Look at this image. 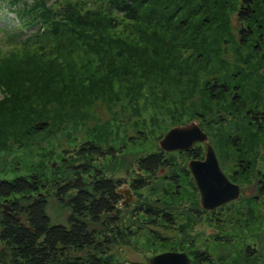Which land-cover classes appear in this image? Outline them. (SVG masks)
<instances>
[{
  "label": "rangeland",
  "instance_id": "1",
  "mask_svg": "<svg viewBox=\"0 0 264 264\" xmlns=\"http://www.w3.org/2000/svg\"><path fill=\"white\" fill-rule=\"evenodd\" d=\"M224 2L225 32L220 34L214 24L222 18L218 12L214 20L209 19L210 26L200 25L197 36L204 46L199 56L195 55L198 48L192 47L193 42L187 39L193 35L191 28L184 23L178 25V16H174L171 23H167L165 17L160 22L147 10H143L137 20L119 19L116 27L109 26L108 22L98 27L100 34L105 33L107 38L114 37L119 44H124L121 48L112 45L107 55L105 51L98 53L91 43L77 40L70 46L66 42L64 48L52 54L61 62L70 63V67L63 71V80L67 81L68 76L77 80L88 74L100 77L111 73L112 79L111 75H105L111 88L104 97H97L90 104L83 97L84 103L75 110L70 106L66 112L68 116H61L63 120L48 131L27 132L0 145V175L31 170L48 175L63 168L62 149L93 138L123 147L120 154L101 162L108 175L126 178L131 174L134 159L144 150L159 148L158 141L169 128L198 123L196 111L205 113L208 122H204V128L208 141L221 169L240 186L239 197L214 208L219 218L210 222L207 214L202 212V216H197L190 210V204L195 200L200 207L193 178H182L177 187L179 192H176L174 186L161 176L163 170H160L158 177L141 190L142 196L152 201L158 199L179 210L177 224L187 235L161 228L163 235L172 238V242L164 245L143 232L134 237L131 244L111 248L116 259L114 264L148 263L152 255L174 247H182L181 251H185L192 261L188 244L208 249L215 264H264V204L257 191L259 174L264 172V124L258 131L250 122L248 124L250 113L264 114V13H255V20L251 23L255 34L240 43L239 0ZM201 16L202 12L195 15L193 23H198ZM7 21H15L13 11L3 6L0 24ZM162 22L166 23L160 25ZM132 43L137 44L140 53H137V59L131 58L126 50ZM51 46L56 48L58 43L45 44L46 48ZM28 49L32 48L13 46L3 48V52L20 55ZM109 61L113 62L111 66H108ZM205 80L226 83L227 91L212 94L210 99L206 96L209 91L203 89ZM184 84H191L190 92H180ZM79 94L70 97L69 103ZM6 95V90L0 87V99ZM110 95L115 99H110ZM65 109L66 105L59 112ZM53 114L48 112L50 117ZM181 151L174 154L173 161L187 164L190 158L181 155ZM122 187H126L125 184ZM130 199L129 203L120 205L123 223L130 222V210L136 197L133 195ZM47 212L52 220L63 222L68 209L50 198ZM214 234L227 235L230 242H217L212 239Z\"/></svg>",
  "mask_w": 264,
  "mask_h": 264
},
{
  "label": "trees",
  "instance_id": "2",
  "mask_svg": "<svg viewBox=\"0 0 264 264\" xmlns=\"http://www.w3.org/2000/svg\"><path fill=\"white\" fill-rule=\"evenodd\" d=\"M223 4L226 5L224 0H0V9L4 6L12 10L15 19L12 23L0 24V87L8 94L0 99V145L27 132L48 131L63 120L61 116H68L66 112L70 106L75 110L84 103L83 97L90 104L97 97H104L111 88L110 81L107 82L111 73L100 77L88 74L77 80L68 76L67 81L63 80V71L70 63L61 62L52 54L64 48L66 42L70 46L77 40L91 43L98 53L105 51L107 55L112 45L121 48L124 44H119L114 37L107 38L105 33L100 34L98 27L105 22L116 27L119 19L137 20L141 12L147 10L160 22L165 17L166 22L171 23L172 18L178 16V25L184 23L191 28L193 35L187 39L193 42L192 47L198 48L195 55L199 56L204 46L197 36L200 25L210 26L209 19L214 20L217 12L222 18L214 24L223 35L227 25ZM258 11L264 13V0H239L240 43L255 34L251 23ZM201 12L199 22L193 23L194 16ZM51 41L57 42L58 47L46 48L45 44ZM13 46L32 49L20 55L3 52V48ZM128 46L129 56L137 59V44ZM112 63L109 61L108 66ZM203 85V89L209 91L206 96L210 99L212 94L225 93L228 87L226 83L211 80H205ZM190 88L191 84H184L180 92H190ZM78 94L79 97L69 103V98ZM109 98L115 99L111 95ZM65 105L67 109L59 112ZM48 112L54 116L50 117ZM196 114L199 126L206 131L205 113L196 111ZM249 122L256 130L260 129L264 114L250 113ZM122 151L123 147L86 138L62 149L63 168L59 172L45 175L31 170L14 175L1 174L0 264H114L116 259L111 248L131 244L132 239L143 232L164 245L172 242V238L163 235L161 228L180 231L186 236L185 230L177 224L179 210L158 199L149 200L141 192L158 177L160 170H163L161 176L174 186L176 192H179L177 187L182 178H192L185 162L173 161L179 150L164 151L158 147L144 150L134 159L128 177H112L106 173L101 160L114 158ZM180 154L187 158H202L204 148L201 142H195ZM123 184L126 187L121 188ZM125 188L136 197L128 223L120 219L122 190ZM257 191L264 204V172L259 174ZM50 198L68 209L65 221L51 219L47 212ZM190 210L197 216H202V212L207 214L210 222L219 218L216 210L204 212L197 200L190 204ZM212 239L224 244L230 242L227 235L214 234ZM188 247L192 256L190 264H215L208 249L195 244H188ZM171 249L183 250L182 247Z\"/></svg>",
  "mask_w": 264,
  "mask_h": 264
},
{
  "label": "water",
  "instance_id": "3",
  "mask_svg": "<svg viewBox=\"0 0 264 264\" xmlns=\"http://www.w3.org/2000/svg\"><path fill=\"white\" fill-rule=\"evenodd\" d=\"M195 142L205 145L202 158H190L187 167L199 193V205L211 210L240 195V186L232 182L219 165L215 150L208 141L207 133L196 122L175 125L159 139L158 146L164 151L187 150ZM129 195V190H125ZM130 198L124 200L125 204ZM148 264H190L185 251H163L148 258Z\"/></svg>",
  "mask_w": 264,
  "mask_h": 264
},
{
  "label": "flooded vegetation",
  "instance_id": "4",
  "mask_svg": "<svg viewBox=\"0 0 264 264\" xmlns=\"http://www.w3.org/2000/svg\"><path fill=\"white\" fill-rule=\"evenodd\" d=\"M125 190H128V189H123L122 192H125ZM129 192H130V191H129ZM240 192H241V190H240ZM131 196H133V194L130 192V194H129L128 196H126V197L124 196V198H125V200H126V199H128V198H131ZM134 196H135V195H134ZM123 201H124V200H122V202H123ZM129 201H131V199H130ZM129 201H128L127 203H129ZM122 202H121V204L123 205ZM125 204H126V203H125ZM220 206H221V205H220ZM218 207H219V206H218ZM201 209H202L204 212H205V211H212V210H213V209H212V210H205V209H203V208H201ZM171 251H174V250H171ZM179 251H181V250H179Z\"/></svg>",
  "mask_w": 264,
  "mask_h": 264
}]
</instances>
